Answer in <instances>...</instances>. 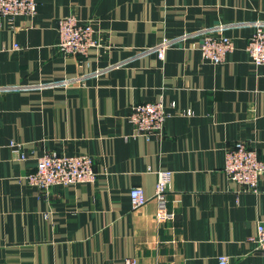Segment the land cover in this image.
I'll return each instance as SVG.
<instances>
[{
  "label": "crops",
  "instance_id": "crops-1",
  "mask_svg": "<svg viewBox=\"0 0 264 264\" xmlns=\"http://www.w3.org/2000/svg\"><path fill=\"white\" fill-rule=\"evenodd\" d=\"M35 1L34 16L0 19V264H264L249 242L264 225V175L244 192L223 170L236 142L264 161V66L246 52L264 0ZM70 15L96 31L86 56L57 48ZM214 26L234 43L221 64L195 47ZM164 39L182 40L161 60L151 49ZM159 100L163 136H134L130 106ZM50 152L91 156L95 182L41 194L26 176ZM165 171L174 218L160 225ZM133 187L150 199L137 210Z\"/></svg>",
  "mask_w": 264,
  "mask_h": 264
},
{
  "label": "built area",
  "instance_id": "built-area-1",
  "mask_svg": "<svg viewBox=\"0 0 264 264\" xmlns=\"http://www.w3.org/2000/svg\"><path fill=\"white\" fill-rule=\"evenodd\" d=\"M36 6L35 0H0V19L6 18L13 21L17 16L32 17L36 14ZM57 33L59 36L57 48L60 53L67 56H86L91 48L98 46L92 22H80L74 15L59 19ZM194 36L202 38L195 47L200 51L203 60L213 64H221L225 56L234 49L233 41L222 33V26L201 30ZM181 40L164 39L151 50L156 51L162 60L166 49L177 45ZM17 47L15 45V48ZM147 51L150 49L145 50V53ZM246 52L253 64L264 66V28L262 26H258L248 39ZM71 81L78 82L79 80L73 79L66 81L65 84ZM0 90H4V88ZM168 117L165 104L159 100L132 104L127 121L133 128L134 136H141L145 139L161 138L164 123ZM11 147H14L13 152L17 160L25 159L20 145L11 144ZM223 170L229 180L238 184L242 191L257 192L260 179L264 175V161L259 158L257 151L246 142H236L225 151ZM96 177L94 160L91 156L87 154L68 156L50 152L37 159L35 170L26 176V181L28 185L37 188L41 194L47 196L52 187L92 184ZM170 178L171 172L159 173V180L153 196V200L157 202L155 218L160 225L174 218L166 201ZM129 199L133 210L145 206L150 200L139 187L131 188ZM249 242L253 245L254 250L264 258L263 224H258L256 233L249 238ZM125 264H136V262L127 259ZM218 264H230L229 257H218Z\"/></svg>",
  "mask_w": 264,
  "mask_h": 264
}]
</instances>
